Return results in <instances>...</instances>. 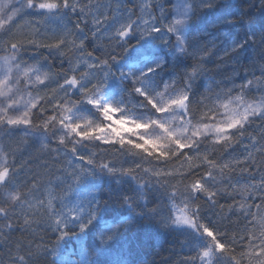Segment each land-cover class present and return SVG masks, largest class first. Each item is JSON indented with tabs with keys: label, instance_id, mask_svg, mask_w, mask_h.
<instances>
[{
	"label": "snow or ice",
	"instance_id": "obj_1",
	"mask_svg": "<svg viewBox=\"0 0 264 264\" xmlns=\"http://www.w3.org/2000/svg\"><path fill=\"white\" fill-rule=\"evenodd\" d=\"M166 3L168 10L158 0H0V132L55 141L75 161L66 193L48 189L38 199L41 178L22 179L16 150L0 148V247L31 229L39 208L56 233L55 247L43 249L52 264H132L125 257L161 230L188 237L194 255L181 264H264V64L248 55L258 51L264 61V0L248 8L229 0ZM27 16L55 23L54 39L38 43L39 33L16 31ZM217 26L230 30L221 47L195 41L194 30L211 35ZM41 48L43 61L39 53L34 63L24 59ZM54 56L60 72L48 62ZM212 56L237 67L250 61L254 70L233 68L224 87L213 80L198 93ZM45 89L50 94L41 95ZM88 145L125 159H101ZM154 190L170 202L167 211ZM221 199H231L228 211L241 218L237 235L202 222L199 202L223 208ZM106 218L112 234L97 237ZM73 232L74 247L65 248ZM34 255L18 245L8 264H32Z\"/></svg>",
	"mask_w": 264,
	"mask_h": 264
},
{
	"label": "trees",
	"instance_id": "obj_2",
	"mask_svg": "<svg viewBox=\"0 0 264 264\" xmlns=\"http://www.w3.org/2000/svg\"><path fill=\"white\" fill-rule=\"evenodd\" d=\"M101 2L103 3L105 0H101ZM158 2L164 3L166 10L169 9L166 0H158ZM229 2L237 5L243 3V6L248 8L250 3H258V0H229ZM197 23H199V20H197ZM56 28L57 25L55 23L48 24L38 16H27L24 20L20 21L16 31L24 34L39 33V35H34L33 38L36 39L38 43H44L54 39L53 31H55ZM210 31L212 32L211 35H205L203 33L196 35L194 30L193 35L195 41L204 45H209L211 41L215 40L218 49L226 42L227 36L230 33L228 28H223L222 26H217V28L211 29ZM192 38L193 37H190V39ZM171 42L174 41H170V43ZM37 53L40 54L39 59L41 61H43L45 57H48V50L41 48L35 52L30 50L27 55H25L24 59L28 63H34L31 57ZM69 55H71V53H69ZM248 55L249 57L253 55L257 64H264V61L259 60L258 51L254 54L249 52ZM48 62L52 64L54 72H60L62 70L61 60L59 58L55 56L49 57ZM249 63L250 61H247L245 62V66L237 67L234 62L225 63V60L220 56H212L204 65L205 71L197 78L194 87L198 93H204L205 89L209 85H212L213 80L221 83V87H224L225 85L223 82L225 79L233 76V68H236L241 74L249 70H254L247 67ZM64 67L66 68L67 65L65 64ZM161 75L167 79L166 72H162ZM257 75H259L258 72ZM240 83L241 77L236 76L235 84L239 85ZM212 87H215V85H212ZM53 88H55V85H53ZM218 90L219 89H217V91ZM47 94H50L49 89H45L41 92V95ZM50 107V105H45L46 110H49ZM46 114H50V112L46 111ZM33 119L35 122H38L35 116ZM259 123L260 122L257 121V126ZM43 145H46V147ZM9 146L16 150L15 159L17 161V168H20L22 165L25 167L26 175L21 178L25 179L27 176L33 174L41 178L40 184L38 185L39 191L35 193L36 198L44 199L48 189H52L60 194H65L67 188L72 185V181L68 178L71 173L69 163L75 161H73L72 156L65 152L56 151L57 145L55 141L49 143L43 138L25 136L23 132L12 136H7L4 132H0V148L7 149ZM49 149H51V151ZM87 151L96 153L101 159L112 160L118 164L122 163L125 159V157L115 154L114 150L105 157L101 155L103 149L93 147L92 145H88ZM174 163L178 167L181 162L176 161ZM145 166L147 167L148 165ZM49 181H51V183H49ZM104 186L107 187V181L104 182ZM75 191L76 187L73 186L72 192L67 194L71 196ZM154 194L160 199L161 206L167 211L170 202L166 200L160 192H155L154 190ZM176 203L179 204L180 201L177 200ZM199 203L203 205V223L208 224L209 221H211L212 224H215L218 228H222L230 236L237 235L242 231L241 218L232 215L228 211V206L233 203L231 199H221L219 201V204L224 206L223 208L219 206H209L205 204L203 200ZM31 218L37 222L32 225L31 229L16 231L11 233L10 237H5L7 244L0 247V264H8L10 252L14 254L18 245H23L25 250H27L28 246H32V251L35 253L32 264H52L55 257L48 256L43 252V249H51L56 245V233L51 230L46 223L47 213L43 209H33ZM105 223H112V220L106 218L105 222H101L97 225L95 229L97 237L100 232H104L105 235L112 234L105 228ZM2 227L3 221H0V228ZM76 232H78V229ZM76 232L69 234L67 243L62 242L65 248L74 247ZM37 246H39V250H37ZM237 252H239V248ZM192 255H194V253L188 245V237L186 235H182L179 231L169 232L161 230L157 233H153L151 242L137 246L131 255L126 256L125 259L132 262V264H181L183 259ZM71 259L77 260L78 257L72 256Z\"/></svg>",
	"mask_w": 264,
	"mask_h": 264
},
{
	"label": "rangeland",
	"instance_id": "obj_3",
	"mask_svg": "<svg viewBox=\"0 0 264 264\" xmlns=\"http://www.w3.org/2000/svg\"><path fill=\"white\" fill-rule=\"evenodd\" d=\"M2 2H6V0H2ZM0 55H3V54H0ZM33 94H35V93H33ZM173 212L175 213V209L173 210Z\"/></svg>",
	"mask_w": 264,
	"mask_h": 264
}]
</instances>
